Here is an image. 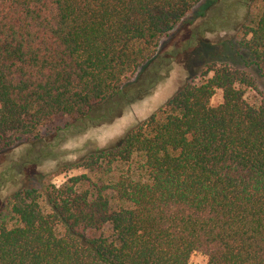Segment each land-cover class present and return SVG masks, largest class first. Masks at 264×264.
<instances>
[{
  "label": "trees",
  "instance_id": "obj_1",
  "mask_svg": "<svg viewBox=\"0 0 264 264\" xmlns=\"http://www.w3.org/2000/svg\"><path fill=\"white\" fill-rule=\"evenodd\" d=\"M199 1L0 0V154L149 96L190 50L172 31ZM261 1L119 140L2 201L0 264H264Z\"/></svg>",
  "mask_w": 264,
  "mask_h": 264
},
{
  "label": "rangeland",
  "instance_id": "obj_2",
  "mask_svg": "<svg viewBox=\"0 0 264 264\" xmlns=\"http://www.w3.org/2000/svg\"><path fill=\"white\" fill-rule=\"evenodd\" d=\"M261 4V0H200L172 31L171 44L176 48L187 46L190 50L183 51L172 63L149 96L128 105L122 101L106 104L69 125L62 120L51 129L41 130L39 139L0 154V204L18 185L41 186L44 180L62 182L63 175H52L64 162L77 159L93 147H104L119 140L131 125L160 108L204 62L213 60L218 40L234 36L246 23L247 16L255 15ZM260 89L264 92V82L260 83ZM252 95L248 92L247 99L252 101ZM221 101V91L217 90L210 103L217 106ZM105 117L109 119L105 121ZM57 126L61 128L56 129ZM189 264H206V257L192 253Z\"/></svg>",
  "mask_w": 264,
  "mask_h": 264
}]
</instances>
